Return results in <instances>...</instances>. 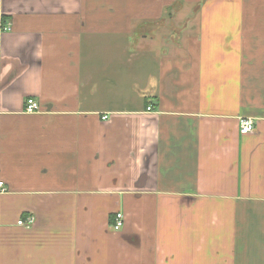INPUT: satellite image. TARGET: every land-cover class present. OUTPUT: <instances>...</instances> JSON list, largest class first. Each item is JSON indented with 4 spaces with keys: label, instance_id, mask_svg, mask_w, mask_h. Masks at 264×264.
<instances>
[{
    "label": "crops",
    "instance_id": "0c3cea01",
    "mask_svg": "<svg viewBox=\"0 0 264 264\" xmlns=\"http://www.w3.org/2000/svg\"><path fill=\"white\" fill-rule=\"evenodd\" d=\"M0 180V264H264V0H0Z\"/></svg>",
    "mask_w": 264,
    "mask_h": 264
},
{
    "label": "built area",
    "instance_id": "2783aa9c",
    "mask_svg": "<svg viewBox=\"0 0 264 264\" xmlns=\"http://www.w3.org/2000/svg\"><path fill=\"white\" fill-rule=\"evenodd\" d=\"M9 24L6 23V25L3 27V29H9ZM150 107H147V109H149ZM39 110V104L38 102L32 98V97H28L25 100V105H24V111L27 113H33ZM107 115L102 116V119H106ZM254 129V122L252 120H243L241 119L239 122V132L241 134H246L251 132ZM5 190V186H4V182L0 180V192ZM123 216L121 214V212H116L115 216L113 217L111 224H110V228L113 231H117L119 230L122 225H123ZM32 217H28V218H21L17 221V224L19 225H25V226H29L32 223Z\"/></svg>",
    "mask_w": 264,
    "mask_h": 264
},
{
    "label": "rangeland",
    "instance_id": "374dc122",
    "mask_svg": "<svg viewBox=\"0 0 264 264\" xmlns=\"http://www.w3.org/2000/svg\"><path fill=\"white\" fill-rule=\"evenodd\" d=\"M122 221H123V223H124V219H122ZM122 226H123V225H122ZM121 228H122V227H121ZM121 228H120V229H121Z\"/></svg>",
    "mask_w": 264,
    "mask_h": 264
}]
</instances>
